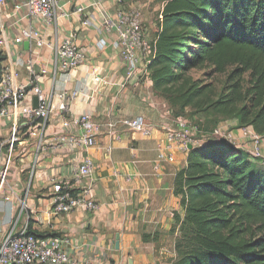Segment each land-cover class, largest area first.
Wrapping results in <instances>:
<instances>
[{
	"label": "crops",
	"instance_id": "obj_1",
	"mask_svg": "<svg viewBox=\"0 0 264 264\" xmlns=\"http://www.w3.org/2000/svg\"><path fill=\"white\" fill-rule=\"evenodd\" d=\"M161 2L126 0V7H141L143 24L151 37ZM23 3L24 0H8L0 6V32L10 42L0 66L31 57L38 84L52 103L58 102L57 95L63 87L93 96L90 100L78 97L69 103L68 110L53 113L36 136L30 135L26 126H19L7 183L0 189V212L14 216L15 230L28 223L29 230L38 236H66L70 240L68 253L78 264H172L178 236L174 216L180 219L184 216L181 195L176 192V175L186 165L188 151L176 146L167 148L165 135L159 128H152L148 134L127 131L117 137L110 135L104 124L108 110L121 117L142 115L148 122L156 123L167 103L153 89L149 72L138 86H127L117 97L116 86L105 84L99 93H92L87 87L94 83L95 76L108 83L125 78L126 70L114 46L115 32H106L101 26L102 15H112L115 5L105 2L93 8L87 0H59L61 9L56 20L45 26L27 15ZM79 7L83 8L81 12L77 11ZM29 24L40 29L43 47L31 43L25 49L23 44L11 42L20 28ZM68 35L74 37L85 60L67 75L64 84L59 72L54 73L52 49ZM15 67L19 80L27 82L29 72L25 64ZM23 103L35 105L36 99L29 93ZM84 111L93 113L101 124L95 145L69 149L55 143V136L76 132L73 125L63 127L61 120ZM11 124L10 119L0 118V167L8 153ZM226 124L238 127L234 118ZM223 130L237 145L242 143L240 128ZM262 144L264 150V139ZM85 155L94 162L91 184L98 209L51 214L52 181L64 178L73 181V169ZM7 195L9 201L4 199ZM7 228L4 225L3 230Z\"/></svg>",
	"mask_w": 264,
	"mask_h": 264
},
{
	"label": "trees",
	"instance_id": "obj_2",
	"mask_svg": "<svg viewBox=\"0 0 264 264\" xmlns=\"http://www.w3.org/2000/svg\"><path fill=\"white\" fill-rule=\"evenodd\" d=\"M151 48L153 89L174 116L190 108L264 136V0H162ZM194 68L224 75L221 90L192 79ZM254 164L223 139L188 150L172 264H264V171Z\"/></svg>",
	"mask_w": 264,
	"mask_h": 264
},
{
	"label": "built area",
	"instance_id": "obj_3",
	"mask_svg": "<svg viewBox=\"0 0 264 264\" xmlns=\"http://www.w3.org/2000/svg\"><path fill=\"white\" fill-rule=\"evenodd\" d=\"M8 0H0V6ZM88 6L99 8L103 3L110 2L115 5L112 15L103 14L101 26L106 32H115L114 46L118 49L121 61L126 70L125 78L118 82L108 83L101 77H94V83L87 87L92 93H99L102 86L109 84L117 87L115 97L127 86H138L148 73L147 65L152 54L150 32L143 24V11L140 6L126 7V0H87ZM26 13L29 17L39 20L43 25H50L61 9L59 0H24ZM83 8H78L81 12ZM61 14H65L61 11ZM86 23V22H85ZM11 42L22 45L29 42L37 48L44 46L40 29L26 25L18 31ZM8 38L0 32V52L5 56L9 48ZM55 59L54 73L59 72L64 84L68 81L67 75L83 64L84 52L75 44L72 35L65 36L57 41L53 47ZM25 64L29 72V79L23 83L19 80L16 65ZM38 74L34 73L32 59L24 62L16 59L10 64L0 66V118L11 120L9 149L5 161L0 167V189L7 183L12 164L13 145L18 141L19 126H26L29 134L36 136L44 127L45 122L55 112L68 110L70 102L78 97L90 100L92 94L82 90H68L65 87L58 93V102L52 103L38 84ZM36 99V104H24L26 94ZM104 124L110 135L120 137L127 131L148 134L152 128L163 131L166 147L176 146L182 151H188L189 146L204 143L206 137L223 139L236 149L247 154L254 163L264 165V136L257 134L251 126L240 128L242 143L237 145L228 132L216 126L209 133L200 132L183 116H174L171 108L164 104L159 112L156 123L148 122L144 116L121 117L112 110L105 112ZM61 125H73L76 132L55 136L54 142L66 145L69 149L90 148L96 143L101 124L93 118V113L84 111L70 118H63ZM163 158V154H159ZM73 181L69 178L52 181L51 207L49 212L53 215L67 214L82 209L95 212L98 203L93 197L91 176L94 171V162L88 155L73 169ZM10 200L7 195L4 198ZM8 225L7 230H3ZM70 240L62 235L38 236L29 230L28 223L15 230L14 216H6L0 212V264H78L68 253Z\"/></svg>",
	"mask_w": 264,
	"mask_h": 264
},
{
	"label": "rangeland",
	"instance_id": "obj_4",
	"mask_svg": "<svg viewBox=\"0 0 264 264\" xmlns=\"http://www.w3.org/2000/svg\"><path fill=\"white\" fill-rule=\"evenodd\" d=\"M209 70V68H194L189 72V75L192 77V79L197 80H204V82H212L215 88L216 93H218L224 82V75L222 74H215L211 78L206 79L205 73ZM184 118H186L190 124L200 132H205L209 133L216 125L219 127H222L223 129H231L232 128H238L234 127L232 125H227L226 122L233 120L232 118H225L222 120H219L218 124H214V120L216 119L214 116L207 115L205 113H197L194 112V110L190 108H186L183 113H181ZM218 138L216 137H206L204 141H209V140H217ZM264 139V138H263ZM220 140V139H219ZM255 168L258 170L264 171V165H260L255 163L254 164ZM178 237V236H177ZM176 237V238H177ZM176 241V240H175Z\"/></svg>",
	"mask_w": 264,
	"mask_h": 264
},
{
	"label": "water",
	"instance_id": "obj_5",
	"mask_svg": "<svg viewBox=\"0 0 264 264\" xmlns=\"http://www.w3.org/2000/svg\"><path fill=\"white\" fill-rule=\"evenodd\" d=\"M23 45H24V48L25 49H28L29 48V42H24ZM189 148H191V147L189 146ZM118 239H119V235L116 234V236H115V248L116 249H118Z\"/></svg>",
	"mask_w": 264,
	"mask_h": 264
}]
</instances>
